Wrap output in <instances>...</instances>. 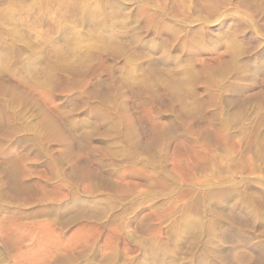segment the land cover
<instances>
[{"label":"rangeland","instance_id":"1","mask_svg":"<svg viewBox=\"0 0 264 264\" xmlns=\"http://www.w3.org/2000/svg\"><path fill=\"white\" fill-rule=\"evenodd\" d=\"M0 264H264V0H0Z\"/></svg>","mask_w":264,"mask_h":264}]
</instances>
